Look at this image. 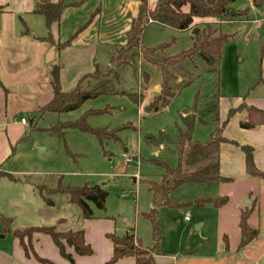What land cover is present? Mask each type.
I'll use <instances>...</instances> for the list:
<instances>
[{
  "label": "rangeland",
  "instance_id": "374dc122",
  "mask_svg": "<svg viewBox=\"0 0 264 264\" xmlns=\"http://www.w3.org/2000/svg\"><path fill=\"white\" fill-rule=\"evenodd\" d=\"M31 2L32 0H0V5L18 11L21 17L19 24L23 26L22 22L25 20L21 9L29 7ZM63 2L69 5L62 10L57 31L60 29L61 37H69L84 26L72 39L83 30L86 31L76 42L74 50L76 54H85V51L91 53L94 70H100L102 74L86 83L84 88L98 89L102 83L106 85L102 93L84 100L76 109L48 111L38 117L28 115L25 126L27 132L15 146L14 155L9 162L12 168L23 172H12L16 178L14 181L0 179V207L6 213L4 216L11 217L10 226L13 228L56 225L59 230L85 231L90 222L103 219L109 220L113 233L123 235L132 232L143 245L152 246L151 223L143 215L151 208V192L146 179L158 180L161 170L150 160L166 159L172 167L178 162L172 143L162 139L160 135L163 133L172 140L176 138L178 127H183L182 115L191 110L197 90L203 95L218 91L225 100L231 102L237 89L250 86L256 81L264 55V0L260 6L253 5L252 0H234L229 4L230 12L237 14H231V19L217 24L222 33L228 34L221 48L217 79L210 71H203L202 62H197L192 80L181 83L179 78L177 93L170 104L154 113L143 112L142 107L152 98L148 90L152 87V82L160 80V69L157 64L142 58L140 46L165 44L155 54L156 59H164L192 46L191 31L150 21L141 33L140 45L122 51L120 47L127 41L126 30L130 28L132 18L138 14L139 0ZM156 2L157 0H147V5L152 8ZM241 11L242 14L239 15ZM25 25L27 27L26 22ZM109 68L113 70L108 74ZM147 74L149 79L145 78ZM149 82L145 95L143 89ZM158 89L159 85L154 94ZM128 94L143 96L141 100L134 101L132 95ZM105 107L104 112L89 114L85 120L93 128H113L127 122L132 123L135 128H123L118 132L120 141L104 139L100 142L90 131L69 127H63L59 131L55 128L57 124ZM204 119L205 121L195 122L193 140H207L210 133L222 124L220 119H213L211 115ZM147 136L153 137V143L160 147L158 150L151 151ZM125 156L130 157L127 163L124 162ZM60 184L103 186L107 191L105 207L100 209L89 203L92 216L86 221L80 208L70 201L68 195L58 191ZM207 188L208 185L185 183L170 193L171 200L182 203L176 207L159 208L161 244L156 249L157 252H183L181 249L187 246L186 243L194 246L193 249H202L203 246L198 247L196 243L203 235L210 237L209 246L203 248L213 249V205L205 203L198 206L194 202L188 203L190 199L206 195ZM129 205L133 207L131 221L123 215ZM1 222L0 218L2 230ZM100 222L105 225L104 221ZM201 222L203 226L199 227ZM38 235L42 237L32 242L33 247L40 255V250L50 255L46 256L51 261L48 259L44 264H76L75 259L78 264H83L79 254L74 253L69 246L66 250L73 252V261L60 254L48 234ZM99 240L106 242L109 238L105 236ZM54 251L60 262L51 257ZM32 258L43 264L37 257Z\"/></svg>",
  "mask_w": 264,
  "mask_h": 264
},
{
  "label": "trees",
  "instance_id": "16d2710c",
  "mask_svg": "<svg viewBox=\"0 0 264 264\" xmlns=\"http://www.w3.org/2000/svg\"><path fill=\"white\" fill-rule=\"evenodd\" d=\"M37 1L38 7L36 11L44 16L45 26L48 31L45 39L54 43L57 50L67 46L84 26L76 30L65 41H54L51 33L52 25L59 21L62 10L69 4H65L63 0H57L55 2L51 0ZM139 1L140 8L138 14L132 18L130 28L126 31L127 41L120 47L122 51H127L132 46L140 45L141 33L150 21L158 22L163 26L178 30H186L194 25L197 27V32L192 35V46L177 55L164 59H156V52L164 48L165 44L150 47L140 46L142 58L157 64L160 69L161 77L158 92L142 107L143 112L154 113L170 104L171 99L177 93L179 78L181 83L192 80L195 76L193 69L198 65L197 62H202V66H204L203 71H210L217 79L221 48L228 38V34L222 33L217 24L233 17L230 14L229 4L234 0H157L155 6L152 8L148 7L147 0ZM252 3L255 6H260L262 0H252ZM71 4L75 5L77 3ZM241 14L242 11L239 12V15ZM59 68L58 64L52 66L50 81L52 97L46 104L39 108V115L48 111L63 112L76 109L84 100L94 98L104 91L103 88L106 83H102L98 89L92 88L88 90L84 88L85 80L97 79L102 75L101 71L97 69L90 74L82 76L72 90L63 91L59 82ZM109 69L107 70L108 74L113 70L112 68ZM148 77L149 75L147 74L145 78L149 79ZM215 87L217 88L216 83ZM128 95L130 96L132 94ZM132 98L134 101H138V99L141 100L142 96L132 95ZM219 98L220 94L218 91L203 95L200 90H197L191 110L185 111L182 115L183 127H178L176 138L172 140L170 137L161 133L160 137L162 139L165 138L172 143L173 149L177 154L178 162L175 167H172L166 159L152 158L150 160L161 170L158 180L146 179L148 189L151 192V208L143 215L151 223L153 245L150 247L144 246L141 240L136 238L132 232H126L122 236L110 233L107 236L113 244V251L109 262H115L120 258L130 256L134 259V264H155L154 252L161 244V237L159 235V208L162 206L176 207L182 203L171 200L170 193L185 183L217 185L231 179L220 171V144L222 142L232 141L222 135L223 126L231 115L241 107L246 110V118L240 121L241 127L249 128L262 125L264 124V110L245 104L238 108H231L225 120L210 133L207 140H193L192 132L196 121H205L204 118L207 115H211L213 119L218 120ZM105 110L106 107L91 110L77 119L69 120L59 125L57 124L55 128L59 131L63 127L90 131L96 135L100 142L104 139L120 141V136L118 135L120 130L130 127L135 128L130 122L113 128H93L88 125L85 120L87 115L100 114ZM146 138L149 142L153 143L152 136H147ZM238 146L244 153L246 174L264 179V173L254 163L253 147L244 144ZM0 175L15 179L10 173L0 172ZM57 189L59 192L68 195L70 201L80 208L86 219L92 216V209L89 203L94 204L100 209L105 207L107 191L101 185L83 184L74 186L60 184ZM227 201L228 197L226 195L216 197L201 196L188 200V203L194 202L198 206L205 203H212L216 207H221ZM249 213V209H244L240 213L239 248L247 246L258 236V230L251 228L247 223ZM1 219L3 231L11 233L17 238L26 253H29V249H32L31 240L34 233L48 234L57 246L60 254L70 261H73V256L66 251V246H71L74 252L79 255H90L93 253L92 247L86 242L83 229L59 230L56 225H27L22 228H12L10 226V218L1 217ZM36 257L42 262L48 261L47 259L39 258L37 255Z\"/></svg>",
  "mask_w": 264,
  "mask_h": 264
},
{
  "label": "crops",
  "instance_id": "0c3cea01",
  "mask_svg": "<svg viewBox=\"0 0 264 264\" xmlns=\"http://www.w3.org/2000/svg\"><path fill=\"white\" fill-rule=\"evenodd\" d=\"M29 4V7L21 9L27 27L25 22H22L23 26H20L21 17L18 11H12L6 9L4 5H0V172L12 175L23 172L12 168L9 162L14 155L15 146L27 132L25 126L28 122L26 120L28 115H37L38 117L39 108L52 97L50 83L52 66L58 64L60 67L59 82L63 91H70L73 87L75 88L82 76L90 74L94 70L91 53L85 51V54L82 52L76 54L74 50L76 42L81 39V35H85L86 31L83 30L67 46L57 50L54 43L45 39L48 31L44 16L36 11L38 1L32 0ZM57 25H60L59 21L54 23L51 28L53 39L56 42L65 41L68 35L61 37L60 29L59 32L57 31ZM196 28L194 25L186 30L194 34L193 30ZM53 44L55 45L53 59L46 62L45 56ZM92 80L87 79L84 83ZM255 80L252 85L237 89L231 102L225 100L224 96L220 94L219 121L225 120L226 117L224 118V116H227L231 108H238L244 104L264 110V55L262 66ZM149 84L150 82L143 91L145 95L150 91L153 96L159 81L152 82V87L147 91ZM224 101L228 103L223 105ZM245 118L246 110L241 107L233 113L222 130V135L232 141L220 144V171L231 179L217 185H208L206 195H203V197L224 195L228 197L227 203L221 207L208 203L214 207L212 210L215 236L213 249L206 247L208 249L206 250L203 248L206 245L209 246L210 241L209 235H203L200 241L196 243L198 247L203 246L202 249H197L199 253L193 249L194 246H190V243H186L187 246L181 249L183 252L178 251L179 253H159L155 250V264H264V179L246 174L244 153L238 146L244 144L253 147L254 163L264 173V124L249 128L241 127L240 121ZM22 119L27 121L26 124L21 123ZM0 179L14 181L16 178L10 179L0 175ZM244 209L250 210L247 223L251 228L258 230V236L247 246L239 248V218ZM2 210L0 207V218L8 217L3 215L6 213ZM100 221H104L105 225L100 224ZM89 224L87 230L84 231V237L92 247L93 253L79 255L81 257L79 259L84 261L83 264H134V259L130 256L109 262L113 244L110 239L106 242L99 240L113 233V227L109 220L102 219ZM202 226L203 223L201 222L199 227ZM38 234L40 233L33 235L31 252L26 253L17 238L11 233L4 232L3 228L0 229V264H40L32 258L36 255L39 258L50 260L46 256L49 254L40 250L42 254L40 255L33 247L32 242L42 237ZM69 247L73 249L71 246ZM210 249L212 250L210 251ZM187 250L192 251L187 252ZM66 251L73 255L74 249L73 252ZM51 257L54 261L60 262L55 251L51 253ZM75 262L78 264L77 259Z\"/></svg>",
  "mask_w": 264,
  "mask_h": 264
},
{
  "label": "water",
  "instance_id": "95a60500",
  "mask_svg": "<svg viewBox=\"0 0 264 264\" xmlns=\"http://www.w3.org/2000/svg\"><path fill=\"white\" fill-rule=\"evenodd\" d=\"M230 14H234L236 15V12L231 11ZM197 32V28L193 30V33ZM54 49H55V45H51L49 51L47 52L46 56H45V61L46 62H50L53 59V53H54ZM149 146L151 151H156L159 149V146L155 145L152 142H149ZM103 185V184H102ZM132 213H133V207L131 205H129L126 209V211L124 212V216L131 221L132 220Z\"/></svg>",
  "mask_w": 264,
  "mask_h": 264
},
{
  "label": "built area",
  "instance_id": "2783aa9c",
  "mask_svg": "<svg viewBox=\"0 0 264 264\" xmlns=\"http://www.w3.org/2000/svg\"><path fill=\"white\" fill-rule=\"evenodd\" d=\"M21 123L22 124H26V120L25 119H22L21 120ZM124 160H125L124 162L127 163V162L130 161V157L129 156H125ZM121 195L123 196V194H121Z\"/></svg>",
  "mask_w": 264,
  "mask_h": 264
}]
</instances>
